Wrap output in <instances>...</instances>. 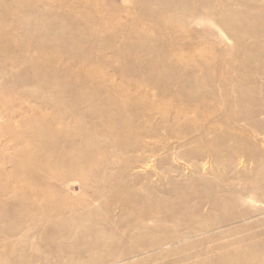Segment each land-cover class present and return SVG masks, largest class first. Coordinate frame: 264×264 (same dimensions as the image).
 Wrapping results in <instances>:
<instances>
[{"label": "rangeland", "instance_id": "rangeland-1", "mask_svg": "<svg viewBox=\"0 0 264 264\" xmlns=\"http://www.w3.org/2000/svg\"><path fill=\"white\" fill-rule=\"evenodd\" d=\"M0 32V264H264V0H0Z\"/></svg>", "mask_w": 264, "mask_h": 264}, {"label": "bare ground", "instance_id": "bare-ground-1", "mask_svg": "<svg viewBox=\"0 0 264 264\" xmlns=\"http://www.w3.org/2000/svg\"><path fill=\"white\" fill-rule=\"evenodd\" d=\"M103 21H105V20H103ZM107 26H108V25H107ZM87 27H88V26H87ZM0 33H1V32H0ZM68 81H69V79H68ZM68 83H69V82H68ZM68 83H67V84H68ZM65 86H66V85H65ZM38 122H39V121H38ZM40 123H41V122H40ZM40 123H39V124H40ZM42 124H43V123H42ZM32 125H34V124H32ZM37 125H38V124H37ZM41 129H42V128H41ZM48 130H49V129H48ZM43 131H44V130H43ZM45 131H46V130H45ZM45 133H46V132H45ZM45 133H44V134H45ZM48 134H49V133H48ZM54 134H55V133H54ZM59 134H60V133H59ZM68 135H69V134H68ZM35 144H36V143H35ZM36 145H37V144H36ZM101 243H102V242H101ZM253 259H254V257H253ZM255 260H256V259H255Z\"/></svg>", "mask_w": 264, "mask_h": 264}]
</instances>
